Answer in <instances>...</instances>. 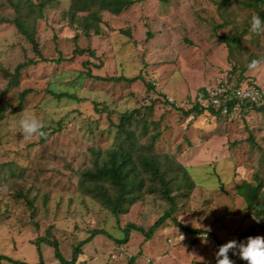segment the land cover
I'll list each match as a JSON object with an SVG mask.
<instances>
[{"label": "rangeland", "instance_id": "1", "mask_svg": "<svg viewBox=\"0 0 264 264\" xmlns=\"http://www.w3.org/2000/svg\"><path fill=\"white\" fill-rule=\"evenodd\" d=\"M247 2L138 0L119 16L102 12L100 35L87 38L80 27L85 14L69 17L71 0H0L3 21L17 18L11 4L20 6L22 24L46 60L13 23L0 24V256L39 264L35 243L47 238L71 260L74 249L97 231L107 235L84 244L76 264H216L214 238L222 245L238 241L264 224V215L249 209L238 191L244 183L263 184L256 206L264 208V110L185 115L202 90L228 81L264 92V65L247 69L252 59L264 57V36L249 30L251 16L263 19L264 3L253 10ZM59 58L66 61L52 62ZM28 62L34 64L15 75ZM88 72L138 80L100 81ZM59 94L75 99H57ZM134 111L139 113L126 127L136 131L137 145L145 147L160 134L154 152L171 163L164 170L174 213L160 193L147 190H159L151 182L118 217L82 185L81 174L94 167L97 153L105 158L106 151L124 144L118 127ZM28 115L42 122L48 139L24 138L18 121ZM179 167L192 183L182 191ZM167 213L172 216L147 239ZM173 219L200 233L184 232ZM129 225L145 233L131 230L127 243L119 244ZM41 249L44 264H59L53 248ZM229 257L246 264L231 251Z\"/></svg>", "mask_w": 264, "mask_h": 264}, {"label": "trees", "instance_id": "2", "mask_svg": "<svg viewBox=\"0 0 264 264\" xmlns=\"http://www.w3.org/2000/svg\"><path fill=\"white\" fill-rule=\"evenodd\" d=\"M162 4H167L169 0H159ZM249 2L246 3V6L253 10H258L259 3H264V0H248ZM71 8L69 11V17L71 21H74L75 18L79 14H85V16L80 21V27L84 35L89 38L91 34L94 36L100 35V23H101V13L102 12H108L114 16H119L123 12L129 10L131 7H133L138 0H71ZM13 5L15 11L17 12V18H15L12 22H9L8 20H0V24L5 23H13L18 31L27 38V40L33 45V49L38 55L39 59L41 61H46L40 50L38 49V44L36 42V39L32 33H29L27 30H25L22 21H21V14L19 11V7L16 4ZM45 7V2H42L40 4V11ZM264 19V17H263ZM233 41V38L227 39L226 41ZM238 40H235V42ZM228 45L230 46L229 42ZM75 53L79 55H84L86 51H79ZM93 53L91 57H93ZM66 61L63 58H59L57 60H53V63L60 64L62 62ZM33 62H28L27 64L19 65L16 69L15 75L26 66L33 65ZM89 62L85 63V66L88 67ZM87 76L100 81H112L115 83H119L121 81H125L128 83H134L138 79L137 78H131L127 79L124 77L121 78H100L96 76H92L90 72L87 73ZM227 87H231L232 89H238L241 88V83H233L228 81L226 83ZM149 88H152L149 86ZM201 93H206V90H202ZM57 99L67 98V99H75L73 96L68 94H59L55 96ZM236 103V100L230 101L229 105H233ZM261 105V106H260ZM174 107V106H173ZM249 105L243 106V110L249 109ZM252 109H256L258 112H262L264 110V100L258 104L253 105L251 107ZM210 112L213 115H224L222 114L221 108H216L214 106H203L200 103H195L193 108L185 113L186 116H200L203 114V112ZM134 113L135 115L139 112H132V113H126L121 118V124L118 127V134H124L125 135V141L124 144L120 145L118 149H111L106 151L105 158L101 157V153H97L96 160L94 161L93 168L83 172L81 174L83 179V187L85 191L92 195L94 198L99 199L108 209H110L111 213L118 217L120 214L124 213L125 205L127 204H133L136 202V200L140 197L141 194L146 189V183L151 182L153 185H159V190H155L154 188H148L150 189V193H154L157 191L160 193V195L170 203L171 205V212L174 213L175 205L174 200L171 197V188L168 185L167 181V174L164 170L169 168L171 166V163H168V157H160L154 152V143L159 139L160 134L157 133L154 136H152L150 143L147 146L137 145L136 143V131L131 130L127 128L128 125H132V121L134 119ZM226 116V115H225ZM2 112L0 110V122L2 121ZM144 132L142 133V136H146L147 130L145 128V125L143 126ZM49 136H42V140L45 141L48 139ZM144 151V152H143ZM179 170H181L184 183L182 184V188H178V191H182L185 188H190L192 186V183L190 181V177L188 172L182 168L179 167ZM152 186V185H151ZM110 190H113L114 193L111 194ZM263 190V184H258L256 186L250 184V183H244L242 186L238 188L239 194L244 198L247 206L251 210H255L258 215H264V208H260L259 206H256L257 200ZM28 205L33 208V202L29 201ZM34 213V212H33ZM172 213H167L166 215L162 216L149 230V232L146 234L147 239H150L153 236V233L155 230H157L160 226H162L168 218L172 216ZM262 221H264V218H262ZM173 223L176 227L181 228L184 232L187 233H194L198 234L200 233L199 230H193L185 225L179 223L176 219H173ZM135 230L141 233H145L144 230H142L139 227H136L134 225H129L124 230V238L122 240H117L119 244H125L127 243L130 231ZM260 230L264 232V224H255L251 228L250 234H243L242 237L238 240L242 241V238L245 236H252L253 231ZM103 234L107 235L105 232H93V235L89 237L87 240L82 241L73 251V255L71 260L65 259V257L62 255V252L60 251V246L57 241H50L47 238H40L36 241L35 246L39 257V264H44V258L43 253L41 249L42 244H46L49 247L54 249V255L55 258L59 261V264H76L78 261L79 256L82 254V247L84 244L89 243L92 240V237ZM217 242V248L219 250V246H221V242L214 238ZM3 262H8L11 264H24L15 260H12L9 257L6 256H0V264Z\"/></svg>", "mask_w": 264, "mask_h": 264}, {"label": "clouds", "instance_id": "3", "mask_svg": "<svg viewBox=\"0 0 264 264\" xmlns=\"http://www.w3.org/2000/svg\"><path fill=\"white\" fill-rule=\"evenodd\" d=\"M249 30L259 36H264V19L259 15H253L250 18ZM261 65H264V57L252 59L247 69L249 71H255ZM19 129L25 139H30L34 135H43V124L40 120L33 116H23L18 121ZM259 221L256 217H254ZM233 255L239 256V258L246 262V264H264V236H249L246 240L236 241L230 240L227 243L219 246L218 252H216V264H235L230 259L229 252Z\"/></svg>", "mask_w": 264, "mask_h": 264}, {"label": "built area", "instance_id": "4", "mask_svg": "<svg viewBox=\"0 0 264 264\" xmlns=\"http://www.w3.org/2000/svg\"><path fill=\"white\" fill-rule=\"evenodd\" d=\"M227 84H219L217 88L212 91H206V93H199L197 103L203 106H214L221 108L222 114L226 116H233L240 114L243 110V106L249 105L251 108L253 105H258L264 100V92L256 87H249L247 89H232L227 87ZM236 100V103L229 105L230 101ZM206 102V105L203 104Z\"/></svg>", "mask_w": 264, "mask_h": 264}]
</instances>
